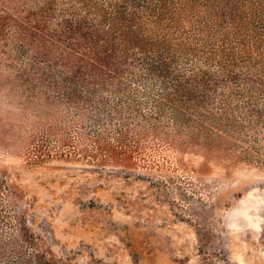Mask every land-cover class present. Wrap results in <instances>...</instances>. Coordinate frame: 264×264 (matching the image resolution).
<instances>
[{
	"label": "rangeland",
	"instance_id": "obj_1",
	"mask_svg": "<svg viewBox=\"0 0 264 264\" xmlns=\"http://www.w3.org/2000/svg\"><path fill=\"white\" fill-rule=\"evenodd\" d=\"M0 264H264V0H0Z\"/></svg>",
	"mask_w": 264,
	"mask_h": 264
}]
</instances>
